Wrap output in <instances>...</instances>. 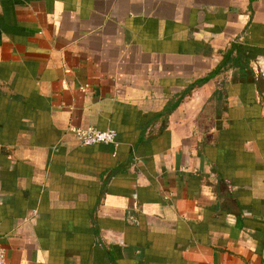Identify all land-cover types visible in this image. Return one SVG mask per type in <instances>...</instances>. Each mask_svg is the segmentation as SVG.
I'll use <instances>...</instances> for the list:
<instances>
[{
  "label": "crops",
  "instance_id": "crops-1",
  "mask_svg": "<svg viewBox=\"0 0 264 264\" xmlns=\"http://www.w3.org/2000/svg\"><path fill=\"white\" fill-rule=\"evenodd\" d=\"M259 71L264 0H0L7 264H264Z\"/></svg>",
  "mask_w": 264,
  "mask_h": 264
},
{
  "label": "built area",
  "instance_id": "built-area-1",
  "mask_svg": "<svg viewBox=\"0 0 264 264\" xmlns=\"http://www.w3.org/2000/svg\"><path fill=\"white\" fill-rule=\"evenodd\" d=\"M71 133L81 147L94 145H116L117 134L114 130L100 131L92 127L72 128ZM0 264H7L5 249L0 245Z\"/></svg>",
  "mask_w": 264,
  "mask_h": 264
},
{
  "label": "trees",
  "instance_id": "trees-1",
  "mask_svg": "<svg viewBox=\"0 0 264 264\" xmlns=\"http://www.w3.org/2000/svg\"><path fill=\"white\" fill-rule=\"evenodd\" d=\"M254 1L256 0H249L250 4L253 3ZM248 64H249V60L243 56L239 46L237 44H231L229 49L224 53L219 67L211 75H209L205 81H208V79L212 78L216 73H218L219 71L221 72L222 69H226L227 67H231V66L235 67L237 65L248 66ZM200 83H204V81L203 82L201 81Z\"/></svg>",
  "mask_w": 264,
  "mask_h": 264
},
{
  "label": "rangeland",
  "instance_id": "rangeland-1",
  "mask_svg": "<svg viewBox=\"0 0 264 264\" xmlns=\"http://www.w3.org/2000/svg\"><path fill=\"white\" fill-rule=\"evenodd\" d=\"M261 74H262V73L259 71L258 75H259L260 78L263 79L264 77H263Z\"/></svg>",
  "mask_w": 264,
  "mask_h": 264
}]
</instances>
